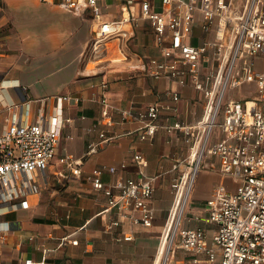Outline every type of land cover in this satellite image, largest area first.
I'll return each instance as SVG.
<instances>
[{"label": "crops", "instance_id": "0c3cea01", "mask_svg": "<svg viewBox=\"0 0 264 264\" xmlns=\"http://www.w3.org/2000/svg\"><path fill=\"white\" fill-rule=\"evenodd\" d=\"M110 1L116 9L100 12L102 19L118 18L123 11L116 0ZM227 1L231 14L241 12L244 0ZM134 12H139L137 3ZM95 21L89 8L72 11L58 0H0V128L12 112L26 123L42 126L49 124L53 113L61 117L60 138L45 172L34 170L30 180L13 176L18 197L2 205L0 264H187L193 254L178 245L176 236L168 242L176 219L177 228H201L211 244L216 225L208 220L206 200L215 186L231 190L233 179L220 173L217 157L204 156L178 215L170 182L180 169L171 170V165L187 154L188 143L179 130H165L174 121L195 124L203 119L207 98L189 80L181 86L175 79L146 75L147 58L161 57L146 19L140 18L127 38L94 43ZM202 22V15L195 12L184 41L192 45L216 41L215 22L207 31ZM208 54H213L212 48ZM245 59L244 53L236 59L231 79L242 73ZM251 59L252 70L262 69L264 56ZM210 66L211 61L199 60V78L206 85L212 83L207 77ZM252 85L255 90V84L246 80L227 85L223 100L232 98L226 95L228 88L242 94ZM173 92L177 100L172 99ZM73 96L78 97L76 102ZM153 104L159 108L157 128L141 140L143 121L136 113ZM215 131L213 137H220ZM100 132L106 140H101ZM90 142L97 150L84 155ZM65 153L79 161L78 175L57 161ZM135 153L146 164L134 161ZM95 164L116 167L114 174L101 175L106 186L117 178L135 177L138 171L153 178L149 204L154 218L149 227L133 225L106 207L103 192L84 179ZM31 184L36 191L30 190ZM20 200H26L27 208H19ZM112 220L118 224L106 230ZM127 234L131 239L122 240ZM72 239L77 244H71ZM198 258L205 260V255L199 253Z\"/></svg>", "mask_w": 264, "mask_h": 264}, {"label": "built area", "instance_id": "2783aa9c", "mask_svg": "<svg viewBox=\"0 0 264 264\" xmlns=\"http://www.w3.org/2000/svg\"><path fill=\"white\" fill-rule=\"evenodd\" d=\"M99 1L105 0H58L72 11L91 10L96 20L94 43L109 38H127L133 34L138 20L146 19L161 54L158 58H147L146 75L153 79H175L181 86L189 80L207 98L205 114L199 122L174 121L165 126L167 132L179 130L188 143L187 154L171 165V170L180 169L170 182V191L179 207L178 215L204 156L217 157L220 173L236 182L231 190L213 187L206 200L208 220L216 225L211 244L207 243L201 228H177V219L168 231L169 244L176 236L178 245L193 254L187 264H264V66L252 70L254 61L251 59L254 55L264 56L263 0H244L241 12L236 15L230 13L227 0H116L123 11L118 18L110 19L100 17ZM135 3L138 14L134 12ZM157 6L162 9L158 10ZM195 12L202 15L204 31L209 29L211 21L215 22V42L192 45L184 41ZM210 48L213 49L211 56L208 54ZM243 53L247 57L242 60L243 71L231 79L234 63ZM200 59L211 61L207 72L212 81L210 85L199 78ZM241 80L255 84L254 96L223 100L227 85L235 86ZM177 98V93L173 92L172 99ZM71 99L76 102L78 97ZM158 111V106L153 104L136 113L143 121L139 139L153 135ZM4 121L0 128V215L3 202L18 197L14 175H23L30 180L34 170L45 172L54 157L61 127V117L57 113L49 116L47 126L26 123L15 112ZM215 129L220 137H213ZM98 136L106 140L104 133L100 132ZM96 150V143L90 142L84 155ZM133 160L146 164L140 153L133 154ZM57 161L71 174L80 173L79 161L71 154L59 155ZM119 167L124 168L125 164L120 163ZM105 172L114 174L116 167L95 164L84 179L93 189L103 192L107 208L119 211L133 225L149 227L154 218L149 204L153 178L138 171L135 177L117 178L112 185L106 186L101 180ZM29 188L36 191L33 184ZM17 205L21 209L27 208L26 200H20ZM117 224L118 221L112 220L105 229ZM121 239L130 240L131 235H123ZM69 242L77 244L76 239ZM199 253L205 255V260L198 258Z\"/></svg>", "mask_w": 264, "mask_h": 264}, {"label": "rangeland", "instance_id": "374dc122", "mask_svg": "<svg viewBox=\"0 0 264 264\" xmlns=\"http://www.w3.org/2000/svg\"><path fill=\"white\" fill-rule=\"evenodd\" d=\"M85 9L86 8H83V10H85ZM109 9H112V10L116 9L115 3L110 1V0L102 2L101 7H100V12H104L106 10L108 11ZM254 92H255V90L253 88V85L250 88L242 90V94H241L240 89L236 90V89H233V88L230 87V88L227 89L226 95L230 96V97H232L234 99H241V97H243V98H251L252 96H254ZM215 132H217V131H215ZM235 185H236V182L232 180L230 182L229 188L233 189L235 187Z\"/></svg>", "mask_w": 264, "mask_h": 264}, {"label": "water", "instance_id": "95a60500", "mask_svg": "<svg viewBox=\"0 0 264 264\" xmlns=\"http://www.w3.org/2000/svg\"><path fill=\"white\" fill-rule=\"evenodd\" d=\"M228 32H229V26H226V37L228 36Z\"/></svg>", "mask_w": 264, "mask_h": 264}]
</instances>
